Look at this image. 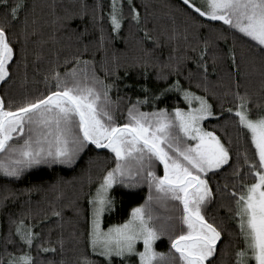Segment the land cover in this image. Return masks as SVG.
I'll return each mask as SVG.
<instances>
[{
	"label": "snow or ice",
	"instance_id": "6c2138e0",
	"mask_svg": "<svg viewBox=\"0 0 264 264\" xmlns=\"http://www.w3.org/2000/svg\"><path fill=\"white\" fill-rule=\"evenodd\" d=\"M182 8L177 25L171 13L163 23L147 0H109L107 10L103 0H0V82H14L21 66L27 82L31 65L45 85L20 102L0 95V209L15 202L12 184L25 173L72 169L96 152L82 170L87 192L81 184L69 197L73 181L63 177L23 189L42 195L7 214L0 264H264V0H182ZM92 30L98 37L86 39ZM225 60L229 83L220 91L209 71ZM121 68L145 80L151 72L163 86L141 84L144 95L125 104ZM169 93L186 107H159ZM225 103L226 117L217 111ZM211 118L221 135L204 126ZM97 160L104 163L93 175ZM229 170L231 187L213 188ZM144 185V202L105 226L118 211L115 193ZM217 193L227 194L235 229L228 217L209 216Z\"/></svg>",
	"mask_w": 264,
	"mask_h": 264
},
{
	"label": "trees",
	"instance_id": "16d2710c",
	"mask_svg": "<svg viewBox=\"0 0 264 264\" xmlns=\"http://www.w3.org/2000/svg\"><path fill=\"white\" fill-rule=\"evenodd\" d=\"M29 4H36V5H42L46 2V0H28ZM89 2H93V0H89ZM137 4H142L145 2V0H135ZM147 2L151 3L155 8V15L160 16L163 18V23L170 24L171 19L169 16L164 15L165 13H171L175 16L177 25H182L185 14L183 12L182 4L179 3L177 0H147ZM103 3L105 5V9L107 10V5L109 3V0H103ZM164 5H169L170 7H163ZM141 16L143 17L145 15V12L143 8L140 9ZM149 12L153 11V8H149ZM40 14L39 7L37 8V15ZM148 27L152 28L154 27V21L152 16L148 17ZM135 31V29H133ZM129 32L127 21H125V25L123 28V36H127ZM99 32L98 30H92L90 35L86 37V39H94L98 37ZM220 43L223 45V41H220ZM229 43H231V36H229ZM115 44L118 48H123L124 44L122 40L115 41ZM99 55V54H98ZM31 59V57H29ZM191 67H195L194 64L190 65ZM41 68L46 67V65H41ZM231 68V62L230 60H225L223 63H220L217 65V71L211 72V69L209 71L210 80L213 82L214 86L220 90L223 91L224 88L227 87L229 83V77L226 75ZM233 71V77L232 79L235 80L237 77L235 76V70ZM33 72L34 69L31 65L28 67V80L27 82H24L23 80V73L24 68L23 66L20 67L19 70H17L14 82L10 84H5L2 82L0 84V95H4L5 98L9 95L14 97L17 102H20L24 95L26 94H32L35 95L37 92L44 91L45 85L42 82V77L40 74H37L35 79L33 78ZM120 75L122 79L118 81L119 84V95L124 97V103H127L128 97H130L132 100H135L137 96H143L144 92L139 85L141 84H147L149 88L157 89L159 87H162V83L157 82L151 75V72H149V78L147 80L144 79L143 76H141L137 70L132 69L129 71V74L127 76L124 75V69L121 68ZM256 77H253L251 87H255L256 85ZM217 81H222L221 83H217ZM130 85V86H126ZM193 90H196L193 86ZM243 90V89H241ZM113 98L116 97L117 91L114 89L112 92ZM230 99V98H226ZM179 103L181 107H186V104L183 102L182 97H179L175 93H169L165 97H162L161 100L158 102L159 107H168L171 109L172 107H175ZM228 103H225L224 109H220L219 105H217V111H222L223 115L226 117L228 113L226 112V109L228 107ZM145 110H150L148 106H145ZM122 122V121H121ZM218 122V118H211L208 121L205 122V127L209 128V130H216L218 135H221L220 129H213L212 125H215ZM231 131V128H229ZM102 155H107V152L102 153ZM96 156L95 151L88 152L84 156V160L81 161L80 166L69 169L64 166H53L51 168L44 166L37 170H32L30 172L25 173L18 181H15L12 184V187L16 189L19 193V195L16 197L15 202H9L7 204L6 208L0 209V230L6 231L8 224H7V214L9 212L17 213L20 208L24 206L23 202L29 198V196L32 199L33 206H35V203L38 199L41 198L40 193L32 192V193H26L23 191V189L32 186L33 184L41 183L42 181H52L56 179L57 177H63L65 180L73 181L72 184H69L66 186V193L69 197H71L74 192L80 191L81 184H83V191L87 192L89 190V185L86 182V178L84 180L81 179L82 177V170L87 165V161L89 158H94ZM103 160H97L96 164L97 167H94L92 169L93 175H96L100 171V167L103 165ZM110 163V162H109ZM227 168V166H225ZM162 174V170H161ZM251 178H249L250 181ZM217 181L221 185V187L228 182L231 187V174L230 170L227 173H221L219 176L214 177L212 180V187H216ZM3 181L0 180V184H2ZM92 187L94 188L95 185L93 184ZM148 194L147 186H141L138 189L134 190H127V189H119L115 195L117 197L118 201V211L113 212L110 215H107L105 217V226L108 224H114L122 222L123 219L127 218V214L130 211L131 207L143 203L146 199ZM216 198L214 199L213 203L209 207V216L215 217L217 219L228 217V223L233 226L235 229V220L231 219V213L228 211V208L225 207V205H228L230 202L227 198V194H224L223 198H221V194L217 193L215 194ZM80 203L85 206L86 212H87V202L86 199L81 198ZM70 214V213H69ZM51 220H55V217H50ZM43 223L47 224V221H43ZM81 225H83V218L81 219ZM39 230V229H37ZM47 231V228L44 229ZM59 232L58 228L53 229V239H55L56 234ZM67 235V232L65 233ZM163 242H158V248L160 250H167V238H162ZM72 255V253H69Z\"/></svg>",
	"mask_w": 264,
	"mask_h": 264
},
{
	"label": "water",
	"instance_id": "95a60500",
	"mask_svg": "<svg viewBox=\"0 0 264 264\" xmlns=\"http://www.w3.org/2000/svg\"><path fill=\"white\" fill-rule=\"evenodd\" d=\"M177 1L182 4V0H177Z\"/></svg>",
	"mask_w": 264,
	"mask_h": 264
},
{
	"label": "flooded vegetation",
	"instance_id": "af4514ba",
	"mask_svg": "<svg viewBox=\"0 0 264 264\" xmlns=\"http://www.w3.org/2000/svg\"><path fill=\"white\" fill-rule=\"evenodd\" d=\"M1 83H2V82H1ZM1 83H0V84H1Z\"/></svg>",
	"mask_w": 264,
	"mask_h": 264
},
{
	"label": "rangeland",
	"instance_id": "374dc122",
	"mask_svg": "<svg viewBox=\"0 0 264 264\" xmlns=\"http://www.w3.org/2000/svg\"><path fill=\"white\" fill-rule=\"evenodd\" d=\"M1 83V82H0ZM166 238V237H165Z\"/></svg>",
	"mask_w": 264,
	"mask_h": 264
}]
</instances>
